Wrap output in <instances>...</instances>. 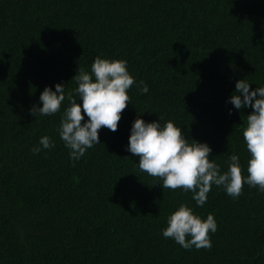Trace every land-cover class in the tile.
Here are the masks:
<instances>
[{"label": "trees", "instance_id": "trees-1", "mask_svg": "<svg viewBox=\"0 0 264 264\" xmlns=\"http://www.w3.org/2000/svg\"><path fill=\"white\" fill-rule=\"evenodd\" d=\"M97 56L126 60L149 92L134 84L118 130L102 127L73 166L57 131L68 101L51 116L29 110L46 86L74 93ZM237 79L264 87V0H0V264H264V193L213 186L197 207L126 148L138 114L160 115L209 144L222 170L238 154L246 175L252 109L228 102ZM44 135L55 147L34 154ZM181 203L214 215L210 249L164 238Z\"/></svg>", "mask_w": 264, "mask_h": 264}, {"label": "clouds", "instance_id": "clouds-1", "mask_svg": "<svg viewBox=\"0 0 264 264\" xmlns=\"http://www.w3.org/2000/svg\"><path fill=\"white\" fill-rule=\"evenodd\" d=\"M77 87L65 92V83H56L55 90L46 86L40 94L39 104H33V117L51 116L61 110L63 102L68 105L62 113L59 136L69 149L73 166L88 149L101 144L99 131L102 127L115 132L122 119L123 110L132 98L129 90L136 84L141 93H148L144 81L137 82L123 59H108L97 56L91 71L79 69L72 78ZM246 79H237L228 102L239 111L251 108L243 139L249 152L247 174H242L238 154L228 157L227 170L212 158V148L206 142L186 138L181 126L172 120L145 121L140 114L132 122L127 151L138 158V168L153 177L160 178L162 188L182 189L192 192L197 207H203L213 186L222 187L226 194L238 198L245 184L264 193V87L252 88ZM83 109V113H82ZM232 114V109H229ZM87 117V119L85 118ZM55 141L48 135L40 137L32 148L34 154L43 149H52ZM218 229L217 221L209 213L205 218L194 208L181 203L167 217V227L162 230L164 238L173 239L185 250L208 248L212 244L211 233Z\"/></svg>", "mask_w": 264, "mask_h": 264}, {"label": "bare ground", "instance_id": "bare-ground-1", "mask_svg": "<svg viewBox=\"0 0 264 264\" xmlns=\"http://www.w3.org/2000/svg\"><path fill=\"white\" fill-rule=\"evenodd\" d=\"M244 226V225H243Z\"/></svg>", "mask_w": 264, "mask_h": 264}]
</instances>
